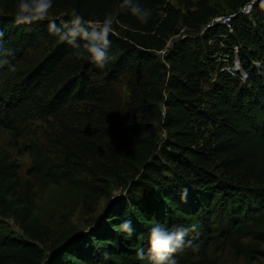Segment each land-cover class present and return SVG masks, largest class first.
I'll use <instances>...</instances> for the list:
<instances>
[{
    "label": "trees",
    "instance_id": "1",
    "mask_svg": "<svg viewBox=\"0 0 264 264\" xmlns=\"http://www.w3.org/2000/svg\"><path fill=\"white\" fill-rule=\"evenodd\" d=\"M169 1L139 0L143 7L151 10L147 24L122 8V0L118 16L123 24L142 30L148 36L153 34L149 49L163 52L167 64L164 69L171 79L166 82L154 62L145 61L151 92L141 115L164 132V144L158 146L154 126H138L132 130L136 143L132 145L129 161L114 166L108 173L105 170L102 175H108L123 188L130 177L139 176V180H131L133 187L127 197L108 205L94 229L68 237V243L58 246L49 256H43L32 244L15 242L0 234V251L18 254L20 264H151L147 258L148 229L157 222L170 230L188 229L184 237L186 246L173 254L177 264H201L208 248L215 243L236 248L244 240L264 242V184L233 183L232 166L225 167L224 177L210 171L213 158H220L224 149H242L264 162V20L255 18L254 29H249L243 35L244 42L236 45L241 72L246 74V79L241 81V72L231 68L230 73L220 68L218 62L211 61L214 54L196 51L192 40L177 39L167 46L159 36L160 26L172 31L183 21ZM114 4L115 0H75V10L80 14L84 11L100 14L102 20L106 14L113 16ZM259 5L264 7V0L255 1L251 16L238 14L232 25L239 20L250 22ZM207 12L201 15L206 16L208 25L213 18ZM14 17L0 16V32H3L0 46L11 52L6 57L10 65L16 69L24 54L43 42L50 45L51 52L38 65L22 73H15L9 65L0 67V127L4 129H14V118L48 82L62 85L47 105L48 114L58 116L66 107L85 99L104 98L109 91L108 83L114 82L122 71H130L138 78L143 75L144 67L135 66L134 55L111 38L109 53L113 59L99 68L88 59L77 58L70 45L59 43L48 31L49 21L17 24ZM220 28L227 33L221 24L207 28V32L219 35ZM213 69L216 71L210 92L203 100L199 87ZM164 87L168 96L163 101L161 90ZM203 104L206 110L201 109ZM203 125L213 128L210 136L217 147L209 145V141H201ZM167 171L172 172L170 178L162 176ZM5 179V173L0 170V207L17 212L13 188ZM51 180L62 181L79 193L85 192L88 208L100 196L96 186L69 172L53 174ZM21 214L23 227L32 230L36 222L30 219V213L22 210ZM124 221H131L130 235L122 229ZM188 242L198 244L199 251L192 252ZM141 248L145 252L144 260L137 255ZM197 257L201 260L191 261Z\"/></svg>",
    "mask_w": 264,
    "mask_h": 264
},
{
    "label": "rangeland",
    "instance_id": "2",
    "mask_svg": "<svg viewBox=\"0 0 264 264\" xmlns=\"http://www.w3.org/2000/svg\"><path fill=\"white\" fill-rule=\"evenodd\" d=\"M248 1L170 0L169 3L182 15L183 21L172 31L166 26H160L159 36L166 44L183 38L192 40L196 51L214 54L211 61L218 62L220 68L227 69L230 73L232 69L241 72L237 59L239 47L236 45L244 42L243 35L249 29H254L255 18L264 20V7H257L250 22L236 21L232 25L233 28L236 27V31L231 34L220 28L217 30L219 35L215 36L212 32H207L208 19L201 12L208 11L212 18H218L237 13ZM17 3L18 0H0V16H15ZM73 9L75 0H54L53 7L49 10V19L38 22L57 19L61 13ZM119 13L120 0H115L112 16L114 23L109 39L122 44L134 55L135 66L144 67L141 77H135L130 71H122L114 82L108 83L109 91L104 98L85 99L66 107L58 116L49 115L47 105L62 85L48 82L14 118L16 124L13 130L0 127V170L5 173V180L13 188L14 207L18 210L10 212L0 207V234L12 241L36 246L45 257L62 245L64 239L76 234H87L94 229L108 205L127 197L131 192V180L136 182L139 176L130 177L123 188L108 175L106 177L102 174L105 170L108 173L114 166H121L129 161L132 145L136 143L132 130L138 126H154L158 146L165 142L164 132L157 125L144 120L141 115L142 106L148 101L151 92L145 61L154 62L159 74L165 75L166 82L170 81L171 75L165 72L167 64L163 53L148 47L153 34L148 36L142 30L123 24L119 20ZM81 15L88 20L102 18L100 14L96 15L91 11H84ZM63 18L67 19L66 16ZM240 32L242 35H239ZM49 49L50 45L43 42L28 50L23 61L17 65L15 73H22L38 65L51 52ZM215 71L216 69L210 70L209 78L199 87L203 100L210 92ZM161 95L163 101L167 99L166 87L161 90ZM206 108L205 104L201 105L202 110ZM212 133L213 128L203 125L200 131L201 141H209V145L217 147L213 145L214 141L210 136ZM248 154L242 149H224L222 157L213 158L210 171L224 177L227 174L225 167L232 166L230 172L235 179L232 180L233 183L264 184L263 160L259 156ZM161 164L165 165L163 162ZM61 172H69L81 181L96 186L100 195L96 203L88 208L85 205V192L79 193L62 181L51 180L53 174ZM162 176L170 178L172 172L167 171ZM22 210L28 211L30 219L36 222L32 230L23 227ZM198 260L201 259H191ZM20 262L21 256L18 254L0 251V264ZM201 264H264V242L244 240L236 248L226 247L220 242L212 244Z\"/></svg>",
    "mask_w": 264,
    "mask_h": 264
},
{
    "label": "clouds",
    "instance_id": "3",
    "mask_svg": "<svg viewBox=\"0 0 264 264\" xmlns=\"http://www.w3.org/2000/svg\"><path fill=\"white\" fill-rule=\"evenodd\" d=\"M54 0H18L15 11V23L31 24L36 21L49 19V10L53 7ZM122 8H126L141 23L147 24L151 17V10L143 7L139 0H122ZM67 17L64 19L63 17ZM114 20L112 15L106 14L102 20L85 19L77 10L60 14L57 19H51L48 23L49 33L56 37L59 43L70 45L74 49L77 58L88 59L99 68H104L113 57L109 53L110 39L109 34L112 30ZM3 38V32H0V39ZM11 52L0 46V67L9 65L12 71L15 66L10 65L6 58ZM183 197L186 199L187 190ZM122 229L129 235L133 229L131 221H124ZM195 226H192V230ZM188 229L176 228L170 230L168 227L155 223L148 229V243L150 245L147 257L151 264H177V259L173 255L182 250L186 244L184 237ZM191 245L192 252L199 251V245L188 242ZM138 258L144 260L145 252L141 248L137 252Z\"/></svg>",
    "mask_w": 264,
    "mask_h": 264
},
{
    "label": "built area",
    "instance_id": "4",
    "mask_svg": "<svg viewBox=\"0 0 264 264\" xmlns=\"http://www.w3.org/2000/svg\"><path fill=\"white\" fill-rule=\"evenodd\" d=\"M256 0H250L249 2H247L246 4H244L242 7L239 8L238 12L235 14H226L220 17H216L213 18L211 20V22L207 25V28L216 25V24H221L222 26L225 27L226 31L229 33H232V21L233 19L238 15H244V16H251L252 15V11H253V5L255 3ZM169 45V43L167 44V46ZM163 53V52H161ZM233 71H237V69H233ZM241 76V81H244L246 79V74H244L243 72H241L240 74Z\"/></svg>",
    "mask_w": 264,
    "mask_h": 264
},
{
    "label": "water",
    "instance_id": "5",
    "mask_svg": "<svg viewBox=\"0 0 264 264\" xmlns=\"http://www.w3.org/2000/svg\"><path fill=\"white\" fill-rule=\"evenodd\" d=\"M69 240H70V238H67V240L62 244L61 247H64L68 243Z\"/></svg>",
    "mask_w": 264,
    "mask_h": 264
}]
</instances>
